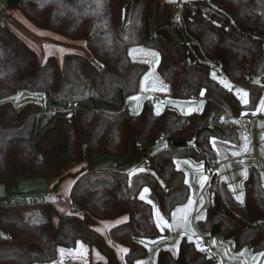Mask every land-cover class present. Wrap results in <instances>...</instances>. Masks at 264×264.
Here are the masks:
<instances>
[{"label":"trees","instance_id":"16d2710c","mask_svg":"<svg viewBox=\"0 0 264 264\" xmlns=\"http://www.w3.org/2000/svg\"><path fill=\"white\" fill-rule=\"evenodd\" d=\"M99 2L102 8L98 0H5L6 10H19L36 28L83 41L92 57L71 53L61 65L53 57L39 62L0 22V186L12 190L19 180H43L53 193L72 180V210L65 215L48 202H0V264H51L57 249L74 250L78 241L105 259L90 264H134L144 258L147 248L139 241L150 243L159 235L151 208L138 198L140 189L148 187L168 216L188 195L174 157L202 163L209 173L216 165L210 138L234 144L238 134L227 115L252 114L263 97L261 86L250 80L264 83V0H188L178 22L174 6L166 2ZM135 46L160 54L157 71L168 84L169 100H203V110L184 115L169 107L156 115L148 101L138 114L129 113L125 102L137 94L148 70L130 60L128 50ZM213 64L234 87L249 93L247 105L213 78ZM201 89H207L204 97ZM22 91L38 96L15 108L11 99ZM131 139L148 157L149 173L98 168L95 155L123 158ZM161 141L167 147L147 154ZM246 168L243 205L224 181L217 183L215 172L210 176L206 219L196 222L195 229L230 243L235 251L249 247L258 254L264 252L259 226L264 189L260 171ZM124 216L127 222L109 229L110 242L129 249L120 263L96 228ZM178 249L176 257L159 250L156 264L217 263L187 238Z\"/></svg>","mask_w":264,"mask_h":264},{"label":"rangeland","instance_id":"374dc122","mask_svg":"<svg viewBox=\"0 0 264 264\" xmlns=\"http://www.w3.org/2000/svg\"><path fill=\"white\" fill-rule=\"evenodd\" d=\"M1 1L3 3L5 2V0H1ZM157 1H159V0H157ZM181 1H188V0H181ZM127 2H133V0H127ZM1 7H2V11H5L7 13L13 12V14L20 15L22 18H24L23 22H25V20L27 21V23L23 24V27L21 28V30H19L20 32L16 31V34L18 35V38H20L21 41L36 55L39 62H43L47 58L53 57L56 59L57 64L61 65L64 56L66 54H71V53H77L79 55L85 56L88 59H91L92 55H91L90 51H88V49L86 48L85 43L83 41H70V40H67V39L61 37V42H58L57 40H60V39L57 38V35L49 33V32H41V31L35 30L33 28L35 26L33 24H31L19 10L8 11L5 9L4 5L2 6V4H1ZM41 20H43V18H41ZM25 24H27V25H25ZM36 32H38L39 34ZM41 33H45V34L41 35ZM51 36H53L54 38ZM58 37H60V36H58ZM58 45L60 46L61 49H64V51L59 52L58 51L59 50ZM79 45L82 46V48L80 51H77L76 48H79ZM132 48H143V47H141V46L130 47L129 50H131ZM143 49H145L147 51L150 50V49H146V48H143ZM151 51H153V50H151ZM134 56H135V58H133V56H131L132 59H134V60L143 58V59L148 61V63H146L148 70L145 73V75L149 72H153V75L149 78L148 81H155L156 83L159 82L158 83L159 86H161L160 82H162L163 85L166 86V91H159L161 93V95H163L164 97H162L160 94H153V95L150 94V95H152L151 97H150V95L144 96V97L139 96L141 98V101H140L141 106H140L139 111L141 110L142 106L145 103H147L148 101H150V102L152 101L153 112L156 113V111H155V106H156L155 97L158 96L163 100V105L161 106V109H162L161 112H163L165 109L170 107V108L176 109L177 111H179L180 113H182L184 115H187V114H185L186 112L181 111V108H179L177 106V104H171L170 100L168 99V97H167V94L169 92L168 84L165 83L162 80V78L159 76V73H158L157 67H156L157 64H155L154 58L148 56L147 53H143V52H137L134 54ZM142 63H144V62H142ZM144 76L141 78V80L139 82L138 90H140V91L147 90V88L145 87L147 81L146 82L144 81ZM215 79L218 82L221 79H223V80L227 81L229 84H231L227 79H225V77L223 76L222 73H217ZM251 80H250V82H252ZM142 83H143V87H142ZM220 85L224 87L223 84L220 83ZM255 86H257V87L261 86L262 96L264 97V84H260L259 86L256 84ZM236 88H238V87L233 86V92L234 93H235ZM226 89H228V88H226ZM150 93H152V92H150ZM33 94L34 93H32L30 91L18 92L11 99V103L13 104V106L15 108H20L24 103L33 102V100H35V97L37 98L38 95L36 94V95H34L35 96L34 97ZM128 111H129V109H128ZM131 111L132 112H130V111L129 112L132 114L136 113V112H134V110H131ZM200 112L194 111L192 113H200ZM260 115H261V112H258L256 115H252V116L258 121L259 130H260V133L262 135L263 118ZM217 144H225V143L217 140ZM164 146H165L164 143L155 144L147 153L149 155H152V154L160 151L161 149H163ZM138 148H139V146L137 145L136 141L134 139H131V141L129 143L128 153L125 157H123V158H108V157H101V156L95 155L94 160L99 162L98 168H100V169H107V168L108 169H114V170H118L120 172H127L129 174L149 173L150 171L148 168L141 167V165H140L142 156H141L140 151H139L140 149L138 150ZM190 160L191 159H188L185 156H175L173 163H175L176 161H180L181 162L180 167H181L182 165H184L182 163L183 161H190ZM190 162H191V164H198V166L201 165V163H196V161L191 160ZM185 165H187V164H185ZM142 168L145 169V171H143V172L139 171ZM175 168L178 169L176 163H175ZM189 168L194 169L196 167L189 165ZM261 177H262V185H263V189H264V176L261 174ZM36 181H38V182H34V181L30 182V181L24 180V179L19 180L16 184V187L13 188L12 190H6L3 186H0V202L7 203L10 205H21V204L28 205V204L46 203V202H50L51 196L58 198V201L56 202L58 204H62L66 200L65 199L66 197L63 195V189L52 193V192L46 190V186L49 185L46 181H43V180H36ZM185 185H186L187 191H188L187 197L190 198L191 197V188L189 187V184L185 183ZM41 186H43V187L41 188ZM143 188L144 187H142L140 189V191L138 192V198H139V194L143 190ZM208 189L205 190V188H204L203 197H202L203 199H207V198L209 199V190ZM148 200H151L157 206V208L161 211L162 215H164V218L168 221L169 225L172 224L171 216H172V213L176 210V208L174 207L175 209L173 208V210H171V212L168 216L165 215L163 213V211L159 208L157 200L153 196L151 190L148 194H146L145 200H141V201L145 202L151 208L154 225H155V228H156L158 235H159L157 240L160 239L161 237H163L164 239L161 240V242H159L158 244H154L153 247H151V244H149L148 247H146L147 248L146 256L142 259H139V261H144L147 258L144 261L145 264H147V263L148 264H156L157 253L159 250L169 251V249H173V251H169V252L173 257H176L178 252H175L174 245L178 244V248H179V244H180L181 239L187 238V236H182V234H177L179 232H181V233L184 232V229L182 227L169 228V227L165 226L163 229L158 228L156 226L155 210L153 209L152 204H149L147 202ZM59 215H64V214H59ZM178 219H179V216H178ZM196 222H199V221L196 220V218H195V223ZM170 230H172L173 233H175V237L170 236L168 238V234H169ZM176 234H177V236H176ZM194 245H195V243H194ZM216 247H218L217 244H216ZM149 248H151L152 251H149ZM65 250H66L65 251L66 253L75 252L72 250H67V249H65ZM174 252H175V254H174ZM87 254H88V251H87ZM117 254H118L117 259L124 262L122 260L123 259V253L118 251ZM231 254H232V252L229 248L228 252H227V256H229ZM91 257H92V255H88L87 259L85 261L83 256L79 257V255H74V256L73 255H67V256L63 257V264H68L71 261H79V260L83 261V262H89V261H92ZM60 259H61V257H60ZM74 259H78V260H74ZM137 261L138 260H136L134 262V264H136ZM216 264H218V262Z\"/></svg>","mask_w":264,"mask_h":264},{"label":"crops","instance_id":"0c3cea01","mask_svg":"<svg viewBox=\"0 0 264 264\" xmlns=\"http://www.w3.org/2000/svg\"><path fill=\"white\" fill-rule=\"evenodd\" d=\"M157 2H166V3L171 4L172 6H174L177 3H183L184 4L185 1L177 0V2L174 3V4L173 3H169L168 0H159ZM1 4L3 6L5 4V2L3 3L0 0V22L6 24V26L13 33H15V35L18 37V35L16 34V31L20 32L19 30H21V28L23 27V24L27 23V21L25 20V22H23L24 18H22L20 15L13 14V12L12 13H7L5 11H2ZM25 25H27V24H25ZM33 28L35 30H37V31L47 32V31L39 30V29H37L35 27H33ZM36 33H38V32H36ZM49 33H52V32H49ZM52 34H55V33H52ZM55 35H57V34H55ZM58 36L59 35H57V38L60 39V40H57V41L61 42V36L60 37H58ZM51 37H53V36H51ZM81 48H82V46L79 45V48H76V50L80 51ZM60 49L61 48L59 46V50H58L59 52H60ZM141 49H143V48H141ZM129 51L130 50H128V56H129L131 61H133L135 63H141V64L146 65V63H142V62L145 61V59H143V58L136 59V60L132 59V57L129 55ZM147 52L148 51L145 50L143 53H147ZM73 54H77V53H73ZM255 80H259V79L253 78L251 80L252 81L251 83L254 84ZM158 83H156L155 81H147L146 82V86H145L147 88V90H144V91L138 90L137 94H135V95H133L131 97H139V96L140 97H144V96H149L150 94H152V95L153 94H160L161 95V93L159 91H152L153 87H156V88L160 87ZM260 84H264V83L260 82L257 85L259 86ZM254 85H256V83ZM150 92H152V93H150ZM152 95H150V97ZM161 96L164 97L163 95H161ZM140 97H139L138 100H132L129 97L126 100V102H125L126 110L128 111V109H129L130 112H132L131 110H134V112H136V113L139 112V109H140V106H141L140 105V101H141ZM170 102H171V104H177V106L179 108H181V109L183 108L184 112H187L189 107H192V108L197 107L200 104L201 100L195 101V102H180V101H171L170 100ZM198 112H200V111H198ZM191 114H193V113H191ZM249 115L252 116V114H249ZM260 116L263 117L264 116V112H261ZM227 123L230 126H232L233 128L236 129L237 134H238L237 141L234 144H227V143H225V144H217V148L219 149L220 155L217 154V150L213 149L212 144H211L212 151L214 152L215 157H216V165H215L214 169H215V173H216L217 178L219 179V181L220 182L224 181L228 187H229V184H231L233 186H238L240 184L241 180L243 179V176L241 175L242 169L245 168V167H248V166H255L261 172V174L264 176V158H263L264 154H262V142H261V139H260L261 133H260V130H259L258 121L255 119L247 127H244L240 123L230 122L229 119H228ZM244 136H247L249 138V140L251 141L247 151H242L241 150L242 149V145L244 143V140H243L242 137H244ZM161 143H163V142L161 141L160 143H157V144H161ZM151 148H149L147 150V152ZM139 149L140 148H138V150ZM139 151H141V149ZM234 151H239L241 154L238 155V156H233L232 153ZM188 159H190V158H188ZM191 160L194 161L193 159H191ZM240 161H243V164H241ZM196 163H199V162H196ZM189 165H192V166H194L196 168L191 169V168H189ZM201 165H203V164L201 163ZM174 167H175V163H174ZM176 170H179V171H181L184 174V182H185V179H187L189 181V183L192 185V187H190L191 188V198L194 199L195 204H194L193 208L188 213V220L190 221V223L192 225V228L194 229V231L196 233V236L193 237V240L196 239L197 237H200L201 239H205L209 244H211L213 246L214 250H215V253H216L214 259L216 260V262H218V264H244V261H247V264H254V262L252 260L253 256L257 257L255 264H264V258H261L257 254L252 253V251H251V249L249 247H243L242 249H240L238 251H235L233 246L230 243L224 242L223 240H221L218 237L209 238L207 236L199 235V233L195 229V218L200 212H202L205 215V210H206V208L208 206L209 199L208 198L207 199H203V207L202 208L200 207V199H201V197H203L204 188H205V190H207L209 188V181L205 184V187L203 188V190L200 189L198 181H199V177H200L201 173L203 175H207L208 176V174H207L208 172L205 170L204 165L201 168L200 166H198V164H191V162H190V164L182 165L180 167V169H176ZM222 177H226L227 179L226 180L222 179ZM28 181H30V182H32V181L38 182L36 180H28ZM71 186H72V180L68 179V180H65L60 185V187L57 189V191L63 189V195L66 197L65 198L66 200L62 204L56 203L58 201V198H55L53 200L52 198L54 196H51L50 202H48V203H51L54 206V208L56 209L57 213H59V214H64L65 215V214L70 213V211L72 210L71 205H70V201H69V193H70ZM42 187L43 186H41V188ZM46 190L49 191V186H46ZM236 191H237V194H238L239 191H240V188L237 187ZM232 194L234 195L233 192H232ZM188 198L189 197H187V200L185 201L184 204L178 205L175 208L182 207L183 205H186L187 201H188ZM60 209H63L64 211L61 212ZM116 224H118V223L117 222H107V221L100 222V225L96 228V230L103 236L105 241L110 246H112L116 256H118L117 252L123 246L118 245V244H114V243L110 242V240H109V229L112 226L116 225ZM170 232H173V231L170 230L169 234H170ZM169 234H168V238L170 237ZM173 234H174L173 237H175V233H173ZM177 234H182V233L179 232ZM177 234H176V236H177ZM213 241H215V244H213ZM147 244L148 245L151 244V247L154 246V244H152V243H147ZM216 244H217L218 247H216ZM229 248H230L232 254L227 256V255H225V252L226 251L228 252ZM245 250H247V254L246 255H240V253H243ZM87 251H88V254H87ZM68 253L65 252L64 257L67 256V255H73V256L74 255H79V257L83 256L85 261H86L88 255H92V257H91L92 261L83 262V261H80V260L79 261H71L70 260L71 261L70 263L79 262L81 264H90V263L104 262L105 261L104 257L95 248H89L85 244H84L83 251H81L79 249L78 245H77L76 248H75V252H68ZM208 254H209V252H208ZM124 255H125V253H123V259H122L123 261H124ZM74 260H78V259H74ZM56 261L57 262L60 261V253H59L58 249H57V260ZM118 261L120 263H122V261H120L119 259H118ZM70 263H68V264H70Z\"/></svg>","mask_w":264,"mask_h":264},{"label":"snow or ice","instance_id":"6c2138e0","mask_svg":"<svg viewBox=\"0 0 264 264\" xmlns=\"http://www.w3.org/2000/svg\"><path fill=\"white\" fill-rule=\"evenodd\" d=\"M168 2L174 4V3L177 2V0H168ZM97 7L98 8H102L103 7L102 3H100L99 0H98V3H97ZM176 19H177V21H179V19H180L179 15H177ZM44 34L45 33H41V35H44ZM60 51L62 52V51H64V49H60ZM144 51L145 50L141 49V48H132L129 51V55L133 56V58H135V56H134L135 53L144 52ZM147 55L152 57V58H154V61H155V63L157 65L159 64V62H160V54L158 52L149 50L147 52ZM144 63H148V61L145 60ZM152 75H153V72L147 73L144 76V81L145 82L148 81L149 78ZM212 76H213L214 79L216 78V74L215 73H213ZM219 82L221 84H223L225 88H228L229 91H233V86L231 84H229L227 81L221 79ZM254 83L259 84L260 81L259 80H255ZM160 84H161V86L159 88L153 87L152 91H166V86L163 85L162 82H160ZM142 87H143V83H142ZM206 92H207V89H201L199 95L201 97H204ZM235 94L238 96L239 100L243 104L247 105L249 103V93L247 91H245L244 89L236 88L235 89ZM130 99L138 100L139 97H130ZM203 104H204V101L201 100L200 104L197 107H195V108L189 107L185 114L190 115L194 111H202L203 110ZM155 111H156V115H160L161 114L162 109H161L160 104H156ZM181 111L183 112L184 109L182 108ZM258 112H264V97H261L259 99V104L256 106V109L252 113V115H256ZM69 116H71V113H69ZM223 119L224 118L221 117L222 121H223ZM233 122L234 123H239L238 120L237 121H233ZM262 127H264V125H262ZM242 138L244 140V143L242 145V149L241 150L242 151H247L251 141L249 140V138L247 136H244ZM260 139H261V142H262V154H264V134L261 135ZM210 142L212 144L213 149H216L217 150V154L220 155L219 149L217 148V138L211 137L210 138ZM224 143H227V141H225ZM193 146H195V145H193ZM165 147H167L166 144H165ZM240 154L241 153L239 151H234L232 153L233 156H238ZM175 163L177 164V168L179 169L181 162L180 161H176ZM182 163L183 164H190V161H183ZM240 163L243 164V161H240ZM200 167L202 168L203 165H200ZM139 171L143 172V171H145V169L142 168ZM153 175H155V174L153 173ZM241 175L243 176L244 180H246L248 178V172H247V168L246 167L242 169ZM209 179H210L209 176L203 175L201 173V175L199 177V181H198L201 190H203V188L205 187V184L209 181ZM222 179L226 180L227 178L226 177H222ZM185 183L189 184V187H192V185L189 183V181L187 179H185ZM237 187H239L241 189V191H239L238 194H237V191H236ZM242 189H243V182H241V184L238 185V186H233V185L229 184V190H231L234 193L235 200L238 201L239 204H241V205H243L245 203V200H244V195L245 194H244ZM149 192H150V189L148 187H144L143 190L139 194V199L140 200H145L146 194H148ZM52 199L54 200L55 197H53ZM147 202L149 204H152V207L155 210L156 226L158 228L163 229L165 226H167L169 228L182 227L184 229V232L182 233V236H187V239H188V241L190 243H195L196 249L198 251H200V252H208L209 251V249H207V248L202 246V240H201L200 237H197L195 240H193V237L196 236V233H195L194 229L192 228V225H191L190 221L188 220V213L193 208V206L195 204L194 199H192L190 197V198H188V201H187L186 205H183L182 207L176 208V210L172 213V216H171L172 224H170V225L168 224V221L164 218V215H162L161 211L157 208V206L151 200H148ZM200 207L201 208L203 207V198L202 197L200 199ZM60 211L63 212L64 210L60 209ZM178 216H179V219H178ZM128 219L129 218L127 216H124L121 220H118L117 223L127 222ZM205 219H206V217H205V215L202 212H200L196 216V220H198V221H202V220H205ZM163 239L164 238L161 237L160 239H158L156 241H151L150 243L158 244ZM139 242L141 244H144L145 247H148V244L144 240H141ZM213 244H215V241H213ZM77 245H78L79 249L81 251H83V249H84L83 242L78 241ZM174 248H175V252H178V250H179L178 249V244L174 245ZM58 251L60 253L61 259H60L59 262H57L56 260H53L52 264H63V257L65 255V251L66 250L64 248H59ZM72 251H75V249L72 250ZM119 251L122 252V253L127 254L129 252V249L121 247L119 249ZM149 251H152V249L149 248ZM169 251H173V249H169ZM175 252H174V254H175ZM246 254H247V250H245L243 253H240V255H246ZM225 255H227V251L225 252ZM257 255L259 257H261V258H264V252H259ZM209 259H211V257H209ZM256 259H257L256 256L252 257V260H253L254 264L256 262ZM136 264H145V262L138 260L136 262ZM244 264H247V261H244Z\"/></svg>","mask_w":264,"mask_h":264},{"label":"built area","instance_id":"2783aa9c","mask_svg":"<svg viewBox=\"0 0 264 264\" xmlns=\"http://www.w3.org/2000/svg\"><path fill=\"white\" fill-rule=\"evenodd\" d=\"M183 3H177L174 5V21L175 22H178L176 17L177 15H179V17H181V11L183 9ZM180 20V19H179ZM211 71L212 73H219L221 72V68L218 64H213L212 67H211ZM38 101L41 102V103H44V100L42 98H38ZM155 103L156 104H160V106L163 105V100L160 98V97H155ZM228 116V119L230 122H233V121H239L240 124H242L244 127H247L248 125H250L254 120L255 118L249 114L247 115H241V116H230V115H227ZM148 154V153H147ZM141 167H146V168H149V163H148V157L145 156L141 158ZM215 172V169H211L208 174V176L210 177L213 173ZM217 183H219V179L217 178ZM259 226L261 227V229L264 230V222H261L259 224ZM169 236H174L173 232H170ZM202 246L209 249V255L211 257H215L216 253H215V250L213 248V246L211 244H209L205 239H202Z\"/></svg>","mask_w":264,"mask_h":264},{"label":"water","instance_id":"95a60500","mask_svg":"<svg viewBox=\"0 0 264 264\" xmlns=\"http://www.w3.org/2000/svg\"><path fill=\"white\" fill-rule=\"evenodd\" d=\"M180 145H181L180 143H173L172 144L173 147L180 146Z\"/></svg>","mask_w":264,"mask_h":264}]
</instances>
